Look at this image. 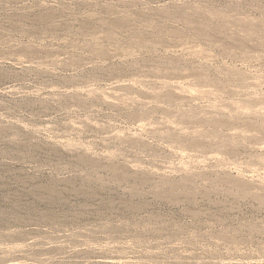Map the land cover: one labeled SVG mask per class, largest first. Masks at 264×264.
I'll use <instances>...</instances> for the list:
<instances>
[{
	"label": "clouds",
	"instance_id": "obj_1",
	"mask_svg": "<svg viewBox=\"0 0 264 264\" xmlns=\"http://www.w3.org/2000/svg\"><path fill=\"white\" fill-rule=\"evenodd\" d=\"M0 264H264V0H0Z\"/></svg>",
	"mask_w": 264,
	"mask_h": 264
},
{
	"label": "rangeland",
	"instance_id": "obj_2",
	"mask_svg": "<svg viewBox=\"0 0 264 264\" xmlns=\"http://www.w3.org/2000/svg\"><path fill=\"white\" fill-rule=\"evenodd\" d=\"M21 196L37 208L46 209L49 206L47 200L38 199L48 196V193L42 189L34 188L32 191L25 190L21 193Z\"/></svg>",
	"mask_w": 264,
	"mask_h": 264
}]
</instances>
